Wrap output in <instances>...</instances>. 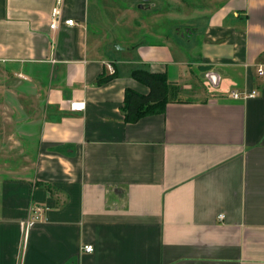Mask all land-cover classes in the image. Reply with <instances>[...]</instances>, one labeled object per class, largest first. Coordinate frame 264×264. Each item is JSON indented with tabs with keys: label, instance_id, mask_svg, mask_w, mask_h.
<instances>
[{
	"label": "crops",
	"instance_id": "obj_1",
	"mask_svg": "<svg viewBox=\"0 0 264 264\" xmlns=\"http://www.w3.org/2000/svg\"><path fill=\"white\" fill-rule=\"evenodd\" d=\"M95 1L0 0V66L42 112L32 171L0 164V264H264V0H156L191 20L175 47L119 54L91 37ZM136 69L174 99L129 124L126 91H150Z\"/></svg>",
	"mask_w": 264,
	"mask_h": 264
},
{
	"label": "rangeland",
	"instance_id": "obj_2",
	"mask_svg": "<svg viewBox=\"0 0 264 264\" xmlns=\"http://www.w3.org/2000/svg\"><path fill=\"white\" fill-rule=\"evenodd\" d=\"M145 1H95L104 17L105 25L90 26L92 39H99L100 42L97 39L96 41L100 45L112 44L110 49L116 54H119L115 51L118 48L125 49L141 43H157L163 40L175 47L178 29L185 32L191 20L175 19L182 15L168 2H161V8L156 9V0ZM160 11L164 15L158 17L157 13ZM183 11L186 15L189 14L187 9ZM21 79L0 66V146L3 144L0 147V164L5 165L2 171L6 178L12 176L7 172L14 165L25 167L23 173L31 172L36 160L35 148L42 118L41 104L35 91L27 89L24 85L26 83L23 84Z\"/></svg>",
	"mask_w": 264,
	"mask_h": 264
},
{
	"label": "trees",
	"instance_id": "obj_3",
	"mask_svg": "<svg viewBox=\"0 0 264 264\" xmlns=\"http://www.w3.org/2000/svg\"><path fill=\"white\" fill-rule=\"evenodd\" d=\"M131 76L150 91L148 94H141L132 89L126 91L122 107L125 121L135 124L146 117L163 114L169 102L174 99L167 75L136 69L132 71ZM112 78L113 76H103L97 80V84L102 85Z\"/></svg>",
	"mask_w": 264,
	"mask_h": 264
},
{
	"label": "built area",
	"instance_id": "obj_4",
	"mask_svg": "<svg viewBox=\"0 0 264 264\" xmlns=\"http://www.w3.org/2000/svg\"><path fill=\"white\" fill-rule=\"evenodd\" d=\"M59 15H60L59 10L56 8L53 12V23L51 25V28L54 30L57 29V27H58L57 20H58ZM65 24L69 25V26H74L76 23L74 22V20H67L65 22ZM109 69H110L111 74L115 73V70L113 69L112 66H109ZM259 74L264 75V69L263 68L259 69ZM231 97L233 99H236V100H241V99L246 100L248 98L256 97V92H253L251 94H247V93L242 94V93L234 90L231 92ZM71 109L74 112H82L86 109V103L83 101L73 102L71 104ZM223 217H224L223 215L220 216V219H223ZM41 218H42L41 211L39 209H35L32 213L31 218L24 224L25 231L28 232L35 225V223H37L38 221L41 220ZM84 251H86L88 253H92L94 251V247L93 246H86V247H84Z\"/></svg>",
	"mask_w": 264,
	"mask_h": 264
}]
</instances>
